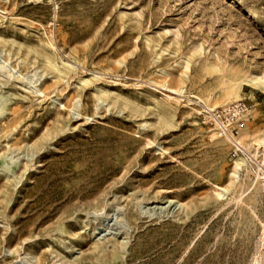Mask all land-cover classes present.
Listing matches in <instances>:
<instances>
[{
	"label": "rangeland",
	"instance_id": "rangeland-1",
	"mask_svg": "<svg viewBox=\"0 0 264 264\" xmlns=\"http://www.w3.org/2000/svg\"><path fill=\"white\" fill-rule=\"evenodd\" d=\"M260 77L264 0H0V264H264Z\"/></svg>",
	"mask_w": 264,
	"mask_h": 264
},
{
	"label": "built area",
	"instance_id": "built-area-1",
	"mask_svg": "<svg viewBox=\"0 0 264 264\" xmlns=\"http://www.w3.org/2000/svg\"><path fill=\"white\" fill-rule=\"evenodd\" d=\"M251 110L246 102L208 110L207 117H204V124L218 128L221 137L232 141L233 147L237 150L235 154L238 155L239 146H236L238 145L236 139L246 125V119L250 116Z\"/></svg>",
	"mask_w": 264,
	"mask_h": 264
},
{
	"label": "bare ground",
	"instance_id": "bare-ground-1",
	"mask_svg": "<svg viewBox=\"0 0 264 264\" xmlns=\"http://www.w3.org/2000/svg\"><path fill=\"white\" fill-rule=\"evenodd\" d=\"M248 82L250 83L251 82V84L255 87V85L256 86H258V87H260V89L261 88H263V90H264V79H263V77H260L259 79H254V80H251V81H249L248 80ZM169 91V90H168ZM171 91V90H170ZM171 93V95H168V97L169 98H172V95H177V93L174 91H172V92H170ZM167 96V95H166ZM177 96H180V95H177ZM174 99V98H173ZM176 100V99H175ZM261 142V141H260ZM264 144V143H263ZM236 167L237 168H240V163H236Z\"/></svg>",
	"mask_w": 264,
	"mask_h": 264
}]
</instances>
